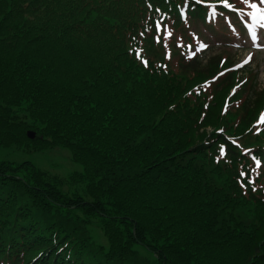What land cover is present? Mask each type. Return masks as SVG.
Segmentation results:
<instances>
[{"label": "trees", "instance_id": "16d2710c", "mask_svg": "<svg viewBox=\"0 0 264 264\" xmlns=\"http://www.w3.org/2000/svg\"><path fill=\"white\" fill-rule=\"evenodd\" d=\"M233 11L0 0V148L59 147L82 168L0 162V264H264V88L192 50L244 38Z\"/></svg>", "mask_w": 264, "mask_h": 264}, {"label": "rangeland", "instance_id": "374dc122", "mask_svg": "<svg viewBox=\"0 0 264 264\" xmlns=\"http://www.w3.org/2000/svg\"><path fill=\"white\" fill-rule=\"evenodd\" d=\"M258 1V0H256ZM235 6L243 4V0H229ZM249 2L253 3L252 0ZM247 4V3H245ZM261 9H264V5H259ZM252 20V19H250ZM248 20V22L250 21ZM194 32H199L194 30ZM202 36V35H201ZM255 41L247 42L246 44L233 43L232 47L225 45L226 47L220 48V42H216L214 38L210 37L209 43L208 38L202 36L203 39L207 40L208 44L212 47L207 48V44L200 39H197V46L192 48L195 52L198 49H204L205 52L201 54L202 63H205L207 58L216 54H226L230 60L241 61V64L250 65V59H253L252 65H250L249 71L253 72L257 83H259V89L264 88V29L259 35L255 33ZM260 43V44H258ZM192 47V46H191ZM248 63H245V61ZM0 162L13 163L18 165L24 162H30L37 168H40L50 174V176H59L61 178H67L74 172L82 171L80 165L72 160L71 153L63 148H52L42 151L24 150L17 147L0 148ZM65 191L73 192L80 190L79 187L65 185ZM93 235L95 238L104 245H107V240L100 229H94Z\"/></svg>", "mask_w": 264, "mask_h": 264}, {"label": "snow or ice", "instance_id": "6c2138e0", "mask_svg": "<svg viewBox=\"0 0 264 264\" xmlns=\"http://www.w3.org/2000/svg\"><path fill=\"white\" fill-rule=\"evenodd\" d=\"M197 3H200L201 0H196ZM243 2L247 3V6L249 8H251L253 11L251 13V16L249 17L250 19H252L255 24L259 25V27L261 29H264V9H261L259 5H264V0H259V5L257 3H251L249 2V0H243ZM223 6L225 8H232V5L229 3V0H223ZM213 17L216 15L215 11L212 12ZM170 35V33H169ZM137 55L139 56V53H137ZM245 63H248V61L246 60ZM145 66H147L148 62L145 60L144 61ZM235 91V90H234ZM259 123L264 124V113L261 114L260 118H259ZM221 156L224 155V151L221 150L220 153ZM245 174L241 173V176L243 177ZM249 183H253L252 181H249ZM242 187H245V185L242 183L241 185ZM256 189L253 188V191H255Z\"/></svg>", "mask_w": 264, "mask_h": 264}, {"label": "water", "instance_id": "95a60500", "mask_svg": "<svg viewBox=\"0 0 264 264\" xmlns=\"http://www.w3.org/2000/svg\"><path fill=\"white\" fill-rule=\"evenodd\" d=\"M28 137H29L30 139H35V137H36V133L33 132V131H29V132H28Z\"/></svg>", "mask_w": 264, "mask_h": 264}]
</instances>
